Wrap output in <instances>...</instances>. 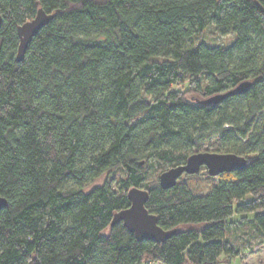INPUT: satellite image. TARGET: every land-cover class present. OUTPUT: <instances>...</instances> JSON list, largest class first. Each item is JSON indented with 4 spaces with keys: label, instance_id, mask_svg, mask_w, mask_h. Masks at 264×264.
<instances>
[{
    "label": "trees",
    "instance_id": "trees-1",
    "mask_svg": "<svg viewBox=\"0 0 264 264\" xmlns=\"http://www.w3.org/2000/svg\"><path fill=\"white\" fill-rule=\"evenodd\" d=\"M40 8L54 16L18 60ZM0 13V264H219L249 232L264 244V0H0ZM211 26L233 41L201 40ZM212 139L245 168L206 192L149 179ZM117 170V187L99 183ZM134 186L172 236L111 224Z\"/></svg>",
    "mask_w": 264,
    "mask_h": 264
},
{
    "label": "water",
    "instance_id": "water-1",
    "mask_svg": "<svg viewBox=\"0 0 264 264\" xmlns=\"http://www.w3.org/2000/svg\"><path fill=\"white\" fill-rule=\"evenodd\" d=\"M53 16L52 13L40 8L33 19L18 27L20 36L18 60L24 57L25 51L33 37L52 20ZM2 21L3 16L0 13V24ZM246 165L247 158L236 153L208 150L196 151L188 156L185 163L164 170L160 174L159 184L165 189L172 188L183 174H196L203 166L207 168L210 175L217 176L235 169H243ZM128 197L131 205L114 214L112 225L123 222L125 227L133 232L138 240L164 241L176 231V229L166 230L161 227L158 223L157 215L147 209L148 189L134 186L128 190ZM7 203V198L0 195V209L5 207Z\"/></svg>",
    "mask_w": 264,
    "mask_h": 264
},
{
    "label": "rangeland",
    "instance_id": "rangeland-1",
    "mask_svg": "<svg viewBox=\"0 0 264 264\" xmlns=\"http://www.w3.org/2000/svg\"><path fill=\"white\" fill-rule=\"evenodd\" d=\"M235 35L234 33L229 34H220L214 29V26L209 27L204 35L200 36L201 40H205L211 44H219V45H225L229 44L233 41ZM190 81L188 80L185 85L182 87L183 91L189 90V96L192 94V87ZM220 141L218 139H212L210 141H207L202 145L201 148L198 150L200 151H217L220 146ZM171 167V165H162L160 163H156L148 170V177L150 180L156 179L157 175L160 171L165 170L167 168ZM123 177V172L121 170H117L115 172H111L107 175H104L100 180L99 183H109L114 188L119 185L121 178ZM219 176H213L212 178L208 177L207 174V168L203 166L201 170L196 173L194 176H185L183 174L179 180L181 181H192L196 185V191L197 192H206L209 191L214 185L218 184L219 182ZM157 181L159 182V179L157 178ZM245 237H240L238 239L237 243L240 246V248L243 249V251L250 250L251 252L242 254L243 256H236L228 260V258L223 257V261L219 264H264V262L259 263L258 261V255L256 254V251L252 249H256L258 246L256 242L258 241L257 238L254 237L252 232H249L247 235H243ZM260 246V245H259ZM225 259V260H224ZM261 259V258H260ZM150 264H162L160 262L157 263H150Z\"/></svg>",
    "mask_w": 264,
    "mask_h": 264
},
{
    "label": "crops",
    "instance_id": "crops-1",
    "mask_svg": "<svg viewBox=\"0 0 264 264\" xmlns=\"http://www.w3.org/2000/svg\"><path fill=\"white\" fill-rule=\"evenodd\" d=\"M253 250H255L256 251V254L258 255V261H259V263H262V262H264V244H262V245H260V246H258L256 249H252V251ZM249 252H251L250 250H248V251H244V253L243 254H247V253H249ZM241 256H243V255H241ZM261 258V259H260Z\"/></svg>",
    "mask_w": 264,
    "mask_h": 264
}]
</instances>
